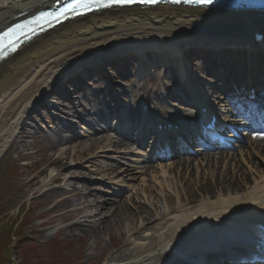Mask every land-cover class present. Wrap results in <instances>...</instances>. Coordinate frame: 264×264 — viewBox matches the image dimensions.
<instances>
[{
    "label": "bare ground",
    "instance_id": "obj_1",
    "mask_svg": "<svg viewBox=\"0 0 264 264\" xmlns=\"http://www.w3.org/2000/svg\"><path fill=\"white\" fill-rule=\"evenodd\" d=\"M53 1L0 0V30L12 24L18 15L23 13L31 15ZM254 34L264 35V14L260 16L258 13H235L169 5L145 10L137 7L114 8L67 22L23 46L17 54L0 64V161L6 148L9 147L6 153L8 154L15 150L17 140L27 138L24 135V128L27 125L24 124L20 131L18 127L34 110L39 97L44 94V88L48 89L54 83L57 84L58 79L65 77L64 71L85 57L97 62L101 61L104 54L111 52L122 54L128 53L129 50L131 54L141 56L138 64L140 80L134 86V90L129 92L140 98L136 105L141 102V106L150 109V116L162 123L164 119L168 122L173 120L180 129L188 123L185 115L177 113L175 114L177 118L171 119L165 109V97L160 98L162 96H156L155 92L163 90L162 94L169 96L173 92L166 87L169 88L172 84L183 93L179 94L181 97L189 89L194 90L191 74L187 72V66L183 63L189 46H209L212 49L239 48L247 44L246 40L251 39ZM261 45L259 47H264V42ZM256 51L251 49L248 52ZM148 52H153L152 59L148 58ZM237 53L227 57L233 64L243 67L244 58ZM170 61L177 67L178 76L183 83L178 82L176 78L170 79L166 72L162 71L164 79L172 80L169 83L163 82L162 74L155 71V64L165 62L169 65ZM186 61L189 62L188 59ZM247 62L250 63V60ZM108 63L109 60L104 64ZM253 63L259 64L256 60ZM205 65L214 72V68L208 62H205ZM258 68L263 69V66L260 64ZM103 69L104 67L100 66L83 68L81 72L75 74L78 75L76 85L82 87L79 78L82 74L86 77L83 79H88L99 70L100 75L94 76L105 77ZM232 72L235 71L230 69L226 74ZM114 79L117 78L114 76ZM108 85L106 88L102 87L101 91L104 93L101 92L99 96H103L105 102L113 98L111 102L115 105L114 110L118 109L117 112L127 108V103L119 99V92H115L122 90L121 96H124L127 90L116 83ZM200 91L204 93L203 88H200ZM64 92L69 106L63 104L60 106L70 109L73 117L79 119L82 124L88 120L95 124L103 123L104 116H96L87 110L85 106L87 99L85 96L79 97L76 87ZM114 92L119 96L118 99L115 98ZM99 96L97 95V99ZM79 109L82 113L78 111ZM157 110L168 115L162 116ZM190 112L199 113L196 109H191ZM127 116L130 118L132 115ZM54 124L56 126L51 130V135L55 143L52 137L48 138L53 151L57 145H70L76 142V135L67 134V131L71 130L68 124H63L59 120ZM105 132L106 129L97 128L92 136L99 137ZM182 132L186 131L182 129ZM123 139L125 138L121 135L111 140L102 136L94 143L92 137H89L92 144L85 149L75 153L64 152L58 158L46 159L49 166L54 167L49 174L50 182L56 181L69 186V190L63 187L48 189V193L54 196L51 209L64 212V216L47 223L72 222L70 229L95 236L104 230L93 224L85 226L74 221L80 217L84 209L93 210L91 215L81 217L85 219H99L106 212L112 211L99 222L104 225V222H110L109 219L120 217L118 231H121L124 225L121 218L129 221L124 228L125 236L116 254H109L106 249L97 258L96 264H100V261L101 264H167L177 255L195 257L200 250L205 249L207 241L213 236L230 238L228 241L231 244L230 249L238 247L241 241H254L258 245H261L259 241L264 243L262 135L249 139L245 146L234 144L233 148L237 150L222 153L203 152L197 159L175 154L177 161L159 163L156 166L152 164L154 161L151 156L143 155L145 153L142 151L131 150L135 145L133 141L127 143ZM44 150V147L41 148V151ZM94 150L105 153L106 156L115 154V157H110L113 162L102 163L105 176L114 180L113 176L119 172L121 183H124L132 193L128 200L118 199L120 192L116 191L110 193V199L104 200L102 196L75 187L79 178L73 172L70 173L69 170L74 169L67 167L68 161L71 160L77 165L79 161L85 160L84 168L91 174L93 173L91 167L97 164L98 160V157L90 156ZM121 161H124L123 167L119 165L122 164ZM42 173H45V170ZM147 173L150 179L143 178ZM66 174L71 176L65 177ZM136 179H139L141 184L136 185L134 183ZM126 181L133 185L128 186ZM83 187L86 189V186ZM89 196L93 201L87 204L84 200ZM160 199L165 202L164 207L159 205ZM133 200L134 206H138L130 216L128 213L131 211H128V207H131ZM145 206H148V209ZM134 217L139 218L138 224L130 223ZM200 260V258L196 260L198 264Z\"/></svg>",
    "mask_w": 264,
    "mask_h": 264
},
{
    "label": "rangeland",
    "instance_id": "obj_2",
    "mask_svg": "<svg viewBox=\"0 0 264 264\" xmlns=\"http://www.w3.org/2000/svg\"><path fill=\"white\" fill-rule=\"evenodd\" d=\"M11 22L12 21H10V23ZM242 55L245 59L247 58L245 54ZM257 55H259V57H264L259 53ZM189 59L196 61L195 73H191L193 75L191 76L192 81L202 83L207 81L208 83L213 82L212 84H215L216 80L213 81L212 72L207 69L204 60L194 54H192V57ZM252 60L255 61V58ZM261 60L262 58H259L257 62H261ZM209 64L213 67L212 62H209ZM167 65L168 64L165 63H161L160 65L159 72L162 74V81L169 83L172 81L170 80L171 78H176L180 81L172 64ZM120 67L122 68L119 69ZM162 71L167 72L170 79H164V72ZM111 74H113V76H110ZM106 75L112 79L111 84L116 83L127 90L124 96H121L122 90H117L116 92H119V99L126 102L127 105L129 104L132 112L136 113L138 110L136 102H139V97L136 98L134 94L129 92L132 89L134 90V86L140 80L135 66L128 64L125 66H118L116 69L109 67L106 69L105 76ZM114 76L117 79H114ZM104 78L105 77L97 76L93 79L85 80L84 85L87 89L84 88L85 93H81V91L78 90L80 98L83 97V94H86L89 100L88 102L90 103L88 110L97 106L100 100H103L102 102L104 103L105 100L103 96H99L102 92L99 88L103 86V81L101 79ZM166 88L168 89V87ZM162 91L163 90L155 92V95L162 96ZM97 95L99 99H97ZM162 97L164 98V96ZM52 100L58 105L53 109L45 108L40 110L37 115L34 114L32 117L33 119L35 118V120L26 122L28 126L25 128L24 135L27 138L17 140L15 150L8 154H6V152L0 161V256H4V258L0 257V259L3 260V264H28L26 260L27 253H30V264H96L97 258H99L106 249L109 251V254H116L125 236L124 228L126 224L129 223V221L121 218L124 224L121 231H118L119 226H117L121 223L120 217L117 219L111 218L109 219L110 222L106 221L104 225H101L99 221H103L101 219L109 216L112 211L106 212L103 217L99 219L81 218L91 215L93 213L92 209L82 210L80 217L76 218L74 221L83 223L85 226L93 224L97 226L98 229L102 228L104 231H99V235L94 236V234L88 235L82 231H74L70 229L72 222L56 221L53 224L47 223L48 221L56 220L64 216V212H57L51 209L53 206L51 201L54 199V196L48 193V189H56L61 186L65 190H69V186L67 184L64 185V183H58L57 185L50 183L49 174L54 167L49 166L46 159L48 157L58 158L63 155L64 152L75 153L79 150H83L91 145L92 142H98L99 137L102 136H105L109 140L114 137L112 133L106 132L100 134L99 137H92V142L89 141L87 137L92 135L90 126L92 125L95 127V124L90 121L87 122V124L81 125L80 120L73 117L70 109L60 106L61 104L65 106L69 105L67 101H64L63 98H56L55 96ZM166 101H168L169 104ZM166 101L165 109L177 113V107H173L175 106L173 102L170 100ZM88 102H85V105H87ZM99 108L101 109L102 107L99 106ZM50 111H53V114L63 119L62 122L68 123L69 126L78 133L75 143L70 145H57L55 151L51 149L52 143L49 142L48 138L52 137L51 130L56 126L53 124V122H56V119L48 114ZM78 111L82 113L80 109ZM67 115L72 117H67ZM41 127L43 128L41 129ZM59 128H61V126H59ZM69 132L72 133L73 130ZM80 135L84 136L81 137ZM52 139L55 143V139L53 137ZM105 145H107V143ZM43 147L45 150L41 151ZM90 154V156L98 157L97 164H93L91 167V169L93 168V173L91 174L87 172L88 169L84 168L86 167L85 164H83L85 160L79 161L77 165L72 163L71 160L67 163V167H72L74 169L69 170L70 173L73 172L79 178L75 183V187L81 190H88L93 195L102 196L104 200L110 199L109 194L113 192V190L122 191V196L118 199L122 201L128 200V197H131L132 193L125 192L126 188L123 184L119 183L122 180L119 172L117 171L113 176L116 181H112L105 176V168L102 163L113 162L110 157H115V154L106 156L105 153H99L98 150H94ZM199 157L201 156H193V159ZM78 160L79 158L77 161ZM121 162L122 164L120 163L119 165L123 167L124 161ZM154 165L156 166L157 163ZM44 170L45 173H42ZM69 176L71 175H65V177ZM139 176L141 177L142 174H139ZM143 178L150 179V175L147 173ZM126 182L128 186L133 185V183ZM134 183L139 185L141 181L136 179ZM83 186H86V189ZM162 200L163 199H160L159 205L164 207L165 202H162ZM84 201L90 204L93 199L89 196L85 198ZM134 201L135 200L132 201L133 203L131 202V207H128V211H131V213H128L130 216L133 215L134 208L138 206H134ZM145 208L148 209V206H145ZM21 219L24 221L23 225L20 223ZM138 220V217H134L130 223L138 224ZM19 224L20 226L17 227ZM7 250L8 253L5 252Z\"/></svg>",
    "mask_w": 264,
    "mask_h": 264
},
{
    "label": "trees",
    "instance_id": "obj_3",
    "mask_svg": "<svg viewBox=\"0 0 264 264\" xmlns=\"http://www.w3.org/2000/svg\"><path fill=\"white\" fill-rule=\"evenodd\" d=\"M19 226H20V224H19L17 227H19ZM17 227H16V228H17ZM5 252L8 253V250L5 251ZM1 254H3V253H1ZM0 257H1V256H0ZM2 257L4 258L3 255H2ZM2 257H1V258H2ZM30 259H31V258H30V253H27V254H26V260L28 261V264H30V261H31ZM0 262H1L0 264H3V260H2V259H0ZM26 264H27V263H26Z\"/></svg>",
    "mask_w": 264,
    "mask_h": 264
}]
</instances>
